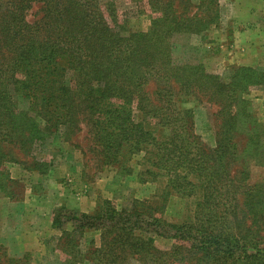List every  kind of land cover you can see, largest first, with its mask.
Wrapping results in <instances>:
<instances>
[{
    "label": "trees",
    "instance_id": "trees-1",
    "mask_svg": "<svg viewBox=\"0 0 264 264\" xmlns=\"http://www.w3.org/2000/svg\"><path fill=\"white\" fill-rule=\"evenodd\" d=\"M180 1L130 0L150 25L126 33L113 0H0V193L10 199L18 184L5 166L15 162L7 149L25 158L62 131L66 141L82 135L98 167L122 177L137 168L139 182H163L167 194L192 202L179 223L163 220V205L150 201L120 210L102 201L81 214L60 209L53 229L100 233L90 264H264V178L250 177L251 167H264V124L244 97L264 90V68L236 66L219 76L176 60L180 36H198L219 18V0L193 8ZM188 97L214 110L213 149L194 135L192 113L172 103ZM162 129L169 135L158 136ZM143 234L173 244L160 253ZM0 264L31 263L0 245Z\"/></svg>",
    "mask_w": 264,
    "mask_h": 264
},
{
    "label": "rangeland",
    "instance_id": "rangeland-1",
    "mask_svg": "<svg viewBox=\"0 0 264 264\" xmlns=\"http://www.w3.org/2000/svg\"><path fill=\"white\" fill-rule=\"evenodd\" d=\"M184 1H180L181 5ZM188 1L192 8L197 5V0ZM113 2L126 33L148 29V12L138 15L141 12L130 0ZM217 11V26L198 36H180L173 57L200 64L207 72L219 76L236 66L264 68V0H219ZM244 97L250 101V112L264 124V90H251ZM185 99L172 103L180 111L192 113L194 135L205 148L213 149L212 106L194 97ZM13 100L18 107L25 108L23 100L17 96ZM159 133L158 136H168L169 130L162 129ZM7 152L15 162L6 163V169L18 184L7 191L13 196L10 199L0 193V245L12 258L27 254L31 264H73L79 259L78 264H90L88 253L102 246L100 233L75 230L70 224L53 229L52 219L60 209L81 214L91 213L102 201L116 210L150 201L163 205L161 218L166 222L179 223L191 215V200L172 190L167 194L163 182H139L137 168L132 175L122 177L113 168L98 167L80 134L66 141L62 131L51 132L25 158L12 154L10 148ZM38 168L42 174H38ZM234 168L231 167V172ZM250 177L251 181L263 179L264 167H251ZM143 236L160 253L168 252L173 244L160 236ZM123 264L146 262L129 258Z\"/></svg>",
    "mask_w": 264,
    "mask_h": 264
},
{
    "label": "crops",
    "instance_id": "crops-1",
    "mask_svg": "<svg viewBox=\"0 0 264 264\" xmlns=\"http://www.w3.org/2000/svg\"><path fill=\"white\" fill-rule=\"evenodd\" d=\"M241 31H245V28H244V30L242 29Z\"/></svg>",
    "mask_w": 264,
    "mask_h": 264
}]
</instances>
